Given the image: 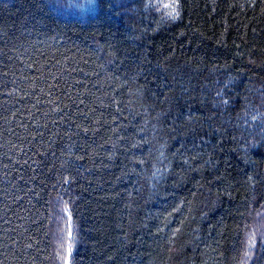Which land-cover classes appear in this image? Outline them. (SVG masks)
Here are the masks:
<instances>
[{
  "label": "trees",
  "instance_id": "trees-1",
  "mask_svg": "<svg viewBox=\"0 0 264 264\" xmlns=\"http://www.w3.org/2000/svg\"><path fill=\"white\" fill-rule=\"evenodd\" d=\"M83 1L0 0V264H264V0Z\"/></svg>",
  "mask_w": 264,
  "mask_h": 264
},
{
  "label": "rangeland",
  "instance_id": "rangeland-1",
  "mask_svg": "<svg viewBox=\"0 0 264 264\" xmlns=\"http://www.w3.org/2000/svg\"><path fill=\"white\" fill-rule=\"evenodd\" d=\"M56 1H58V0H56ZM90 1H92V0H85V1H83V3H80V4H78V5H75V4H73L72 3V5L75 7L74 9H76V8H78V9H82V10H84V9H86L87 7H88V5H89V2ZM64 11L65 12H68V14H71V15H73V12H71L70 11V9H64ZM71 12V13H70ZM258 237V236H257ZM257 240H259V239H257ZM257 248V241H256V243H255V249Z\"/></svg>",
  "mask_w": 264,
  "mask_h": 264
},
{
  "label": "snow or ice",
  "instance_id": "snow-or-ice-1",
  "mask_svg": "<svg viewBox=\"0 0 264 264\" xmlns=\"http://www.w3.org/2000/svg\"><path fill=\"white\" fill-rule=\"evenodd\" d=\"M71 235V233H69Z\"/></svg>",
  "mask_w": 264,
  "mask_h": 264
}]
</instances>
